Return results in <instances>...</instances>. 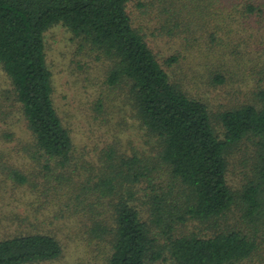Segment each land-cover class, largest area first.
<instances>
[{
  "label": "trees",
  "instance_id": "16d2710c",
  "mask_svg": "<svg viewBox=\"0 0 264 264\" xmlns=\"http://www.w3.org/2000/svg\"><path fill=\"white\" fill-rule=\"evenodd\" d=\"M129 1L0 0V70L11 87L0 93V100L19 107L33 137L34 154L40 153L60 169L70 166L73 140L53 103L52 73L45 52L46 32L56 25L64 27L99 59L109 62L107 84L128 90L136 120L159 142L163 174L170 177L174 189L181 190L172 197L171 191L157 190L153 161L147 155L121 158L115 168L109 163L89 174L96 180L85 192L94 191L96 199L112 205V226L90 214L85 217L91 221L86 227L90 237L108 242L105 264H154L166 253L175 264L240 263L256 248L241 231L223 229L209 237L172 236L177 225L225 217L239 201L248 221L259 220L264 206V87L257 92L254 104L220 115L221 136L207 105L171 83L133 28ZM245 10L252 13L255 8L249 5ZM247 139L256 140L254 177L237 193L228 184V155L233 146ZM44 168L52 171L49 164ZM9 177L13 190L21 186L13 184L26 183V176L12 168ZM144 182L150 189L143 196L150 199V223L144 220L137 202V189L144 191ZM94 206L88 203L83 208L91 212ZM34 229L37 232L22 230L0 238V264H42L60 259L63 249L57 237ZM157 236H165L166 244H160Z\"/></svg>",
  "mask_w": 264,
  "mask_h": 264
},
{
  "label": "rangeland",
  "instance_id": "374dc122",
  "mask_svg": "<svg viewBox=\"0 0 264 264\" xmlns=\"http://www.w3.org/2000/svg\"><path fill=\"white\" fill-rule=\"evenodd\" d=\"M249 5L254 12L245 10ZM127 11L171 83L207 105L218 134L223 132L222 113L257 102V92L264 87V0H130ZM45 45L53 103L73 140L71 162L60 169L34 154L33 137L19 107L0 100V238L37 228L56 236L63 249L60 259L42 264H105L108 242L90 237L86 227L91 221L85 217L90 214L112 226V205L96 199L94 191L85 192L96 180L89 174L109 163L115 168L121 158L147 155L153 161L157 190L171 191V197L181 190L174 189L170 177L163 174L159 142L136 120L128 90L107 84L109 62L59 25L46 32ZM9 88L0 70V93ZM255 142L243 140L230 149L227 179L233 192L241 193L254 177ZM46 164L52 171L44 168ZM11 168L26 176V183L13 184L21 185L15 190L7 180ZM146 186L144 182V191L137 189V202L150 223V199L143 198L150 193ZM88 203L96 206L91 212L83 208ZM245 213L239 201L215 221L177 225L172 237H209L223 229L238 230L249 235L256 248L236 264H264V206L256 223L248 221ZM157 238L166 244L165 236ZM154 264L175 263L166 253Z\"/></svg>",
  "mask_w": 264,
  "mask_h": 264
}]
</instances>
